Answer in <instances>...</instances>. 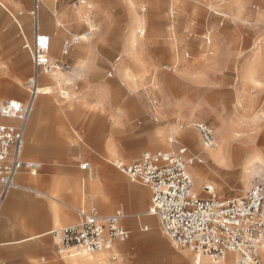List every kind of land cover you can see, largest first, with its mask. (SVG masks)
I'll return each instance as SVG.
<instances>
[{
  "label": "rangeland",
  "instance_id": "rangeland-1",
  "mask_svg": "<svg viewBox=\"0 0 264 264\" xmlns=\"http://www.w3.org/2000/svg\"><path fill=\"white\" fill-rule=\"evenodd\" d=\"M131 1L132 3L130 0H85V2L81 0H42L39 10L40 15H43L45 19L42 31L52 35L50 45L52 56L59 55L62 43L74 38L72 34L88 30V24L84 19H80L79 23L74 25L66 23L65 29L58 27L54 23L53 13L59 15L65 9L85 6L89 17L97 27L94 34L100 31L97 19L101 14H105L107 18L119 16L126 26L118 31L108 28V31L112 39L121 40L128 35L130 17L136 15L141 18L142 23L139 28L143 30V33L136 30V42L133 46H140V50L144 51L150 48L151 51L149 53L147 51L129 53L130 58L125 60V56H121L129 75L127 78H121L112 69L116 66L113 63L114 58L119 53L111 54L105 66L104 75L112 81V92H122L125 112H137L134 100H142L145 107L143 112H147L146 117L151 123V132L160 131L167 135L171 129L173 134H176L181 129L178 127L179 123H183L184 133L191 138L192 143L189 144L178 137L177 142L174 141L171 145L151 142L150 146H144L138 151L131 147L132 143L126 144L123 154L127 159H124V162H130L145 149H165L179 144L187 145L189 154L199 158L197 153L201 140L191 123L197 120L204 121L214 132L219 121L217 115H219L228 120H237L242 124H251V127L245 128L247 132L245 131L243 136L255 134L258 142L250 148H240L232 168L233 172H210L212 162L210 160L202 184L204 182L211 184L220 198L241 196L255 183H261L264 187V163L261 162V160L264 161V0ZM11 3H9V9L23 26L25 34L22 35L14 25L13 30L10 29L11 16L0 6V35L10 42L15 41L13 45L5 43L3 48L0 47V52L3 49L2 53L5 54L2 61L6 65V69L0 72V81H9L7 83L11 82L12 86L8 89L4 88L6 90L0 87V92H2L0 104L10 96L26 102L29 91L25 81L32 73L30 55L28 50L22 47L24 42L33 40L32 20L29 15L32 0H23V4L17 3V5ZM4 4L6 5L5 2ZM19 12L22 14H18ZM28 25H30L29 29ZM5 26L6 28L2 30L1 28ZM55 32L61 33L57 51L53 46V33ZM94 40L95 38L87 41L79 40L72 44L68 55L64 56L65 60L68 59L71 62L69 73L64 72L67 81L61 82V87L68 89V96L62 98L58 90L49 95H43L44 99L39 98L37 111L44 106V110L51 108L55 110L54 112H105L103 106H97L91 102L90 96L88 100L82 96L81 80L87 74L85 62L88 61L89 55L86 51ZM137 55L149 59L138 67L131 62L132 58ZM248 63L251 64L254 78L257 81L243 78L242 74ZM164 64L167 66L163 67ZM110 71L112 76L108 77L107 73ZM42 80L43 83L48 81L46 76H43ZM13 85L17 86L16 92ZM113 100L114 98L109 96L108 104L112 105ZM151 112L156 113L152 115ZM184 112H192V115L188 117ZM153 117L157 120L154 121ZM0 122L16 123L17 120L0 117ZM100 126V123H96L93 127L99 128ZM91 134L93 137L94 133ZM260 139L262 141H259ZM100 155L102 154L98 156ZM254 155L260 157L261 160H255L253 165L255 172L250 176L251 185L245 187L242 183L243 166H249L248 159ZM102 156L108 159V162L105 160L103 162L120 176V181L126 186H141L149 192L146 186L130 182L122 172L109 163L113 161V156ZM22 159L36 161L26 154L25 143ZM84 160H88L92 168L99 167L90 159L85 158ZM194 163L202 165V163ZM86 184L87 180H85V186ZM100 190L99 188L94 190L90 201H85L84 204L96 205L102 214L110 213L116 207L121 206L126 212L137 214L135 216L140 218L139 226L144 227L143 222L147 216L139 212L146 210L149 196L145 195L143 206L136 209L113 201L110 191ZM199 196L207 197L208 195L201 192ZM100 199L107 201L104 209L97 203ZM148 217L151 218V226L157 229L155 235H152L163 241V248L156 245L151 238V245L145 241L141 242L136 246L133 256L134 232L139 231L138 229L133 230L125 223V219V225L131 230L130 237L120 245V253L115 260H112L110 254L106 252L108 263L194 264L193 254L188 249L177 247L161 231L155 216L148 215ZM39 240L52 252L51 254L41 252L35 258H30L28 264H58L62 260L65 261L64 256L68 250L60 252V246L58 247L55 243L57 240L53 239L50 234L40 237ZM260 255L262 264H264L263 249ZM202 258L206 259L207 264H216L205 257Z\"/></svg>",
  "mask_w": 264,
  "mask_h": 264
},
{
  "label": "crops",
  "instance_id": "crops-1",
  "mask_svg": "<svg viewBox=\"0 0 264 264\" xmlns=\"http://www.w3.org/2000/svg\"><path fill=\"white\" fill-rule=\"evenodd\" d=\"M4 1L6 8H2L4 10L6 9L11 16L10 29L13 30L15 26L24 35L23 26L15 19L14 14L9 9V3L12 2V5H17V3L23 4V0ZM81 2H85V0H81ZM130 3H132L131 0ZM77 9L68 8L59 13V15L53 13L52 16L54 17L55 25L63 29L66 28V23L68 22L74 25L79 23L80 19H84L86 24H88V29L92 31L89 40L94 38L95 40L93 44L88 46V50L86 51L89 55L87 57L88 61L85 62L87 74L81 80L83 87L82 96L87 100L90 96L91 102L94 105L103 106L105 112H54L55 110L51 108L44 110V106L37 111L40 100L38 98L34 110L30 111L24 124L21 156L25 143L26 154L30 158H34L40 164V167L34 175L29 174L25 170L19 171L15 176V185L7 192L0 207V258L9 264H28L30 258H35L41 252L51 254L52 250L50 251L47 246L40 242L39 238L49 234V231L55 229L56 226L60 228L76 222L78 220L77 210L80 208L95 206L98 209L94 204H84L85 201H90V196L97 188L99 190L110 191L113 195V201L121 202L129 206V208L140 209L143 206L145 195L149 196V203L146 210L139 212L147 216L143 222L147 226L146 229L139 226L140 218L135 216L137 214L133 215L130 212H126L121 206L116 207L110 213L120 210L124 216L123 223L126 219L125 223L131 226L133 230L138 229L139 232H134L132 241L133 256L136 246L141 242L145 241L151 245L150 239L155 240L153 235H155L157 229L153 225H150L151 218L148 217L149 214L147 213L150 204V191L147 192L145 188L137 185L126 186L120 181V176L107 163L103 162L104 160L108 162V159L102 156H113V161H109V163L118 169L115 166V162L130 163L143 152L156 150L145 149L130 162H124V159H127L123 154V149L126 144L132 143L131 147L135 151L140 150L144 146H150L151 142L166 144L162 139L165 134L160 131L151 132V123L146 117L147 112H143L145 110L144 102L135 99L134 103L137 112H125V101L122 92H112V81L104 75V69L111 54L115 52L119 53L114 58L113 63L116 66L113 70L121 78H127L129 75L124 65V60L130 58L128 54L137 52L144 53L146 51L149 53L151 51L150 48L144 51L140 50V46H133L136 42V30L138 29L140 33H143V30L139 28L142 23L141 18L136 15L130 17L128 35L124 40L112 39L108 28H114L118 31L120 28L126 26L119 16L116 18H107L105 14H101L97 19L100 31L98 34H94L97 27L89 17L88 9L85 6L79 7V11ZM139 20L141 23L138 25ZM44 21V16L40 15L39 12L37 21L35 23L32 22V32L34 33V27L36 28L37 26L38 34L49 36L48 56L50 59H63L64 56L61 55V49L58 56H52L50 54L52 35L42 31ZM3 28H6V26L1 29L3 30ZM29 28L30 25H28ZM132 29L133 33L130 34ZM82 33L84 32L72 34V37ZM205 37L207 38V35ZM60 38L61 33H53V46L55 51L58 49ZM5 43H11L13 45L15 41L10 42L0 35V47L3 48ZM2 52H0V72L6 69V65L2 61L5 54ZM122 55L123 57L125 56L124 60L121 59ZM148 59V57L137 55L132 58L131 62L139 67L145 64ZM66 61L71 64L70 60L66 59ZM120 67L123 69L121 68L122 70H119ZM43 76H46L48 80L46 83H43ZM64 76V72L58 73L55 76L40 75L38 85L44 87L50 84L53 89L52 93L58 90L60 95L63 94L64 97H67L69 94L68 89L61 87V82L67 81V78ZM107 76L111 77L112 74L109 76L107 73ZM242 76L243 78L257 81L254 78L250 63L246 64ZM2 82L4 81H0V87ZM109 96L114 98L112 105L108 104ZM40 98L44 99V97ZM184 113L188 117L192 115V112ZM218 117L219 115H217ZM222 118L225 120V126L234 122L236 123L235 125L242 124L237 122V120ZM96 123H100L101 126L99 128L93 127ZM242 125L245 128L251 127V124L245 123L244 125L243 123ZM179 130L181 131V135L178 137L184 140L186 136L184 130ZM91 133H94L93 137ZM187 140V143H192L190 141L191 138L187 137ZM259 141H262V139ZM256 142L258 140L255 135V140L248 142L244 145V148L252 147ZM247 145L248 147H246ZM198 148L199 152L197 154L202 165H196L194 163L191 170L189 167V170L194 182L193 189H196L195 191L199 194L202 192L203 184H207V182L202 184V181L205 180V173L209 168L207 166L208 162L210 160L212 161L209 168L210 172H214L215 167L219 166L220 163L214 154L209 153L199 145ZM92 149H95V151H92ZM99 154L102 155L98 156ZM85 158L92 160L99 167L92 168L90 162L84 160ZM83 163L87 164L86 168L81 167ZM85 180H87L86 186ZM211 187L214 188L212 185ZM106 202L104 199L97 200V203L103 209L105 208ZM128 229L130 230V228ZM141 233L144 234L141 235ZM120 245H117L115 248L117 255L120 253ZM107 253L111 256L110 252ZM64 257H66L65 261L62 260L63 262L61 261L58 264H109L106 259V252H95L88 255L81 252L76 255H70L69 252ZM102 258L105 260L102 261ZM193 259L194 264H196L195 258ZM41 260H43V257H41Z\"/></svg>",
  "mask_w": 264,
  "mask_h": 264
},
{
  "label": "built area",
  "instance_id": "built-area-1",
  "mask_svg": "<svg viewBox=\"0 0 264 264\" xmlns=\"http://www.w3.org/2000/svg\"><path fill=\"white\" fill-rule=\"evenodd\" d=\"M41 3L42 0H32L29 15L33 23L37 21ZM90 32L88 30L87 34L90 35ZM78 41L79 37L66 40L61 54L67 56L72 44ZM48 43L49 36L38 34L37 26L34 27L32 42L22 45L28 50L32 65V73L25 81L28 100L6 99L0 104V117L17 120L16 123L0 122V207L7 192L15 185L16 174L25 170L34 175L40 167L38 162L23 160L21 156L24 124L30 114L31 99L38 91L39 76L71 69L65 57L49 58ZM60 96L64 98L63 94ZM155 113L151 112L152 115ZM153 119L157 120L156 117ZM191 125L203 145L208 148L214 146L213 131L207 123L197 120ZM178 126L181 129L185 127L183 123ZM200 161V158L189 154L187 145L179 144L145 151L132 162H115V166L130 181L149 189L147 213L157 218L161 231L177 247L188 249L195 259L205 257L212 262L225 259L228 264H262L263 185L255 183L241 196L220 198L214 188L204 184L202 192L208 196L201 197L193 189L189 170L194 162ZM81 167L86 168L87 164L83 163ZM77 214L76 222L49 231L57 240L59 251L72 249L86 254L110 252L111 259L115 260L118 256L116 246L126 242L131 233L123 223L122 212L117 210L102 214L95 206H90L78 209ZM0 264L9 263L0 258Z\"/></svg>",
  "mask_w": 264,
  "mask_h": 264
},
{
  "label": "bare ground",
  "instance_id": "bare-ground-1",
  "mask_svg": "<svg viewBox=\"0 0 264 264\" xmlns=\"http://www.w3.org/2000/svg\"><path fill=\"white\" fill-rule=\"evenodd\" d=\"M4 2H5L4 0L0 1V6L3 7V8H6V5L4 4ZM77 10L79 11V8ZM140 23H141V21L139 20L137 24L139 25ZM88 30H90V29H88ZM87 31H85L84 33H82L80 35L74 36V38L75 37H77V38L79 37V40L80 41L88 40L91 37L92 31L90 30L91 31L90 32V35L87 34ZM130 32H131L130 34H132L133 33V29ZM74 38H72V40ZM121 68L122 67H120L119 70H122L123 69V68L122 69ZM124 72H123V74H124ZM58 73H62V72L61 71H55L52 74H50L49 76H55ZM9 86L12 87L11 84L10 83H7L6 81H4V82L1 83V88L3 90L8 89ZM13 87L15 88L14 90L16 92L17 86L13 85ZM4 88H6V89H4ZM37 88H38L37 93L31 99V108H30V111L34 110V108H35V106L37 104L38 98L43 97V95H49L53 91L52 86L50 84L49 85H46L44 87H41V86L38 85ZM10 99H12V98L10 97ZM218 119H219V121H218L217 125L215 126L214 132H213L214 146L211 147V148H208L205 145H203L202 142H200V145L199 146L201 148H203L204 150H207L209 153L214 154L215 157H217V160L219 161L220 165L215 167V171L216 172L217 171H224L225 173L226 172H233L234 170L232 168L234 166L235 160L238 157L240 148H244V145H246L250 141H253L255 139V135L248 134V135L243 136L244 133H245V131H246V129H245V127L242 124L241 125H235L236 123L234 122V123H232L230 125L225 126V124H224L225 120L221 116H219ZM244 125H245V123H244ZM180 133H181V131L178 130L176 132V134H173V130L169 129V133L166 136L164 135L162 139L166 142V144L169 143L171 145L172 142L177 141L178 136L181 135ZM184 141L185 142L188 141L186 136L184 137ZM246 147H248V145ZM209 157H211V156H209ZM256 159L261 160L260 157H258L257 155H254L253 157H251L250 159H248L249 160L248 161V165L249 166H247V165L245 167L243 166V181H242V183H243V185L245 187H249V185H251L250 176L252 175V173L255 172V169H254V166L253 165H254V162H255ZM261 162L264 163L263 160H261ZM193 164L190 166V170H191V167L193 166ZM91 170H92V168H91ZM191 176H192V174H191ZM207 185H209V184H207ZM150 225H151V223H150ZM154 242H155L156 245H159V247L163 248L164 245H163V241L162 240H160L158 238H155ZM263 250H264V247H263ZM62 251L63 250H61L60 252H62ZM69 252H70V255H76V254H78L77 251L72 250V249H69L67 251V253H69ZM101 253H104V252H101ZM100 259H101V257H100ZM104 260L105 259H103L102 261H104ZM195 263L196 264H207L206 259H203V258L195 259ZM215 263L216 264H227V262L225 261V259L224 260H220V261L215 262Z\"/></svg>",
  "mask_w": 264,
  "mask_h": 264
}]
</instances>
